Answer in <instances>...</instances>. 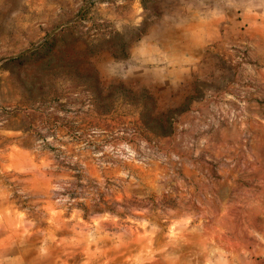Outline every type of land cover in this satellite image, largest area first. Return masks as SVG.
Wrapping results in <instances>:
<instances>
[{
	"label": "clouds",
	"instance_id": "1",
	"mask_svg": "<svg viewBox=\"0 0 264 264\" xmlns=\"http://www.w3.org/2000/svg\"><path fill=\"white\" fill-rule=\"evenodd\" d=\"M0 264H264V0H0Z\"/></svg>",
	"mask_w": 264,
	"mask_h": 264
}]
</instances>
